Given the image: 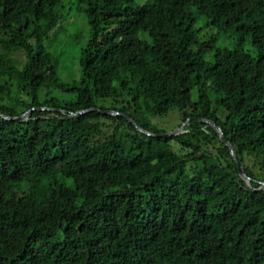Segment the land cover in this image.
Returning <instances> with one entry per match:
<instances>
[{
	"label": "trees",
	"instance_id": "trees-1",
	"mask_svg": "<svg viewBox=\"0 0 264 264\" xmlns=\"http://www.w3.org/2000/svg\"><path fill=\"white\" fill-rule=\"evenodd\" d=\"M76 1L73 78L60 0H0V264H264V0Z\"/></svg>",
	"mask_w": 264,
	"mask_h": 264
},
{
	"label": "rangeland",
	"instance_id": "rangeland-1",
	"mask_svg": "<svg viewBox=\"0 0 264 264\" xmlns=\"http://www.w3.org/2000/svg\"><path fill=\"white\" fill-rule=\"evenodd\" d=\"M60 12L63 20L56 34L50 37L51 50L60 60V72H70L73 78H77L79 70L77 60L89 34L87 18L79 10V4L76 0H60ZM195 27L199 28V40H206L210 36H215V46L217 48H237L253 57L257 54L255 46L251 43L248 36L240 38L236 33L219 31L216 27L208 24L204 17H200L197 20ZM204 59L210 60V53L206 54ZM192 98L194 99V92L192 93ZM174 113L175 110L157 119L158 128L164 131L165 134L178 129ZM181 130L182 127L177 132Z\"/></svg>",
	"mask_w": 264,
	"mask_h": 264
},
{
	"label": "water",
	"instance_id": "water-1",
	"mask_svg": "<svg viewBox=\"0 0 264 264\" xmlns=\"http://www.w3.org/2000/svg\"><path fill=\"white\" fill-rule=\"evenodd\" d=\"M87 111H92V109L85 110V111H80L79 114L85 113V112H87ZM109 114H116V113H115V112H109ZM24 116H25V114L19 116L18 118H8V117H5V119L21 120V119H23ZM129 121L132 122V124L134 125V127H135L139 132L146 133L147 135H149L147 132H145L144 130H142V129H141V128H140V127H139V126H138V125L132 120V119L129 118ZM201 121H202V122H205V123H207V124H209L212 128H214L218 133L221 134V132H220V128L216 127L215 124H214L213 122H210V121H208V120H201ZM183 125H184V124H182L181 127H182ZM181 127H179V128H181ZM179 128H178V129H179ZM178 129H176L175 131H173V132H171V133H169V134H163V135H161V137L165 138V137H169V136H171V135H174V134L177 133ZM226 145L228 146V148H229V152H230L231 156L233 157V159H234V161H235V163H236V167H237V169H238V173H239L240 177L243 178V179H248V178L245 176V174H244L242 168L239 166V164H238L237 161L235 160L232 146H230V144H229L228 142H226ZM263 184H264V183H263Z\"/></svg>",
	"mask_w": 264,
	"mask_h": 264
}]
</instances>
